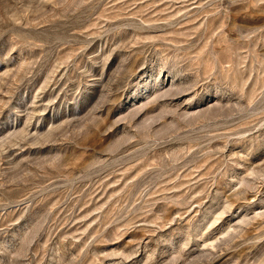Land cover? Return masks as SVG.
<instances>
[{"label": "rangeland", "instance_id": "obj_1", "mask_svg": "<svg viewBox=\"0 0 264 264\" xmlns=\"http://www.w3.org/2000/svg\"><path fill=\"white\" fill-rule=\"evenodd\" d=\"M0 264H264V0H0Z\"/></svg>", "mask_w": 264, "mask_h": 264}]
</instances>
